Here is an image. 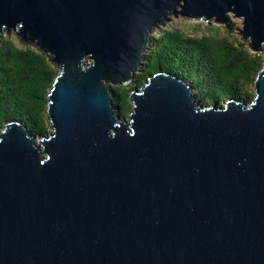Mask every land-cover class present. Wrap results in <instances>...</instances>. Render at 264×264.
Here are the masks:
<instances>
[{
  "label": "water",
  "instance_id": "obj_1",
  "mask_svg": "<svg viewBox=\"0 0 264 264\" xmlns=\"http://www.w3.org/2000/svg\"><path fill=\"white\" fill-rule=\"evenodd\" d=\"M241 19L262 53L245 105L166 72L129 93L171 17ZM57 68L49 133L0 129V264H264V0H0V35Z\"/></svg>",
  "mask_w": 264,
  "mask_h": 264
},
{
  "label": "trees",
  "instance_id": "obj_2",
  "mask_svg": "<svg viewBox=\"0 0 264 264\" xmlns=\"http://www.w3.org/2000/svg\"><path fill=\"white\" fill-rule=\"evenodd\" d=\"M159 28L150 35L141 66L126 85L110 86L119 116L131 110L129 93L147 78L166 71L187 82L201 105L220 106L227 99L248 105L253 81L262 66V53H252L245 43L224 32L231 26L203 27L193 33L177 26ZM224 30V31H223ZM223 31V32H221ZM57 68L31 45L13 35H0V129L8 121L22 123L35 137L49 131L46 118L47 94Z\"/></svg>",
  "mask_w": 264,
  "mask_h": 264
},
{
  "label": "rangeland",
  "instance_id": "obj_3",
  "mask_svg": "<svg viewBox=\"0 0 264 264\" xmlns=\"http://www.w3.org/2000/svg\"><path fill=\"white\" fill-rule=\"evenodd\" d=\"M227 23H230L231 26L229 27V30H227V31L223 30V31L231 34L230 37L237 38L240 42L245 43L247 46L246 41L241 40V36L239 34V28L241 27V19L234 18L231 15H229L226 24ZM167 24H170L169 26H177L180 28H184L185 30L191 31L193 33L198 32V30H202V31L205 30V32H206V29H203L201 27L199 29L195 28L194 26L196 24H201L203 27H205V26H208V27H221V26H223L222 24L215 23L213 19L206 22L204 19L203 20H193V19L183 18V17L178 16V17H171L169 19V21H167L164 25L160 26L159 28L164 27ZM158 29L154 30L152 33L156 32ZM223 31H221V32H223ZM10 34H12V32ZM10 34H6V35H10ZM47 130L50 131V126L48 127Z\"/></svg>",
  "mask_w": 264,
  "mask_h": 264
}]
</instances>
